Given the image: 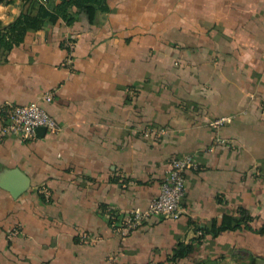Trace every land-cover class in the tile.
Segmentation results:
<instances>
[{"label":"crops","instance_id":"obj_1","mask_svg":"<svg viewBox=\"0 0 264 264\" xmlns=\"http://www.w3.org/2000/svg\"><path fill=\"white\" fill-rule=\"evenodd\" d=\"M109 4L88 32L60 19L0 49V110L38 102L61 125L24 141L3 133L0 111V264H167L199 238L184 264L264 259V235H203L240 209L264 221V0ZM22 11L0 2L5 26ZM188 154L198 168L180 216L115 232L109 212L146 208Z\"/></svg>","mask_w":264,"mask_h":264},{"label":"trees","instance_id":"obj_2","mask_svg":"<svg viewBox=\"0 0 264 264\" xmlns=\"http://www.w3.org/2000/svg\"><path fill=\"white\" fill-rule=\"evenodd\" d=\"M1 1L3 0H0V2ZM59 1L60 2L53 9H49L39 0H22L23 11L18 19L10 22L7 26L0 20V49H9L13 44L22 41L29 30L39 29L45 25H54L60 19H64L68 25H73L78 22L81 25V29L84 32H88L98 24L99 15L101 13H107L111 10L109 0ZM35 10H37V13L33 14ZM150 132L153 133L154 131ZM125 215L126 213L119 214L118 212L111 211L109 212V223L111 226L114 223L119 224L124 220ZM150 218L132 230L131 233L141 227ZM255 221L256 217L245 209H240L239 214L225 213L222 216L214 218L207 224L206 227L203 228V235H211L217 238L225 231H236L242 228L259 235H264V221L259 225L254 224ZM198 240H200V238L189 244H179L177 248H175L173 256L168 258L167 264H184V261L195 251V247L199 245L200 242H197ZM217 261V259L197 260L192 264H217ZM248 264H264V259L251 256Z\"/></svg>","mask_w":264,"mask_h":264},{"label":"built area","instance_id":"obj_3","mask_svg":"<svg viewBox=\"0 0 264 264\" xmlns=\"http://www.w3.org/2000/svg\"><path fill=\"white\" fill-rule=\"evenodd\" d=\"M52 96V93L44 94L46 100H51ZM0 111L5 114L3 133L17 136L24 141L35 139L38 136L37 129L40 127H45L52 133L61 131V125L38 102L5 106ZM230 120L231 117L222 116L213 120L211 125L214 128H220ZM197 168L198 164L192 155L188 154L173 159L159 195L146 208L128 210L121 223L112 225L114 231L127 236L150 217L178 218L182 212V203L187 193L186 171ZM12 233L16 234L18 230L15 229Z\"/></svg>","mask_w":264,"mask_h":264},{"label":"water","instance_id":"obj_4","mask_svg":"<svg viewBox=\"0 0 264 264\" xmlns=\"http://www.w3.org/2000/svg\"><path fill=\"white\" fill-rule=\"evenodd\" d=\"M46 130L47 129L45 127H40L37 129V132H38V134L45 133ZM14 174L16 175L15 179L17 181H19V187L16 191H18L19 193L26 191L30 185L29 178L25 174H23L22 172H19L18 170ZM16 191L14 194L17 193Z\"/></svg>","mask_w":264,"mask_h":264}]
</instances>
